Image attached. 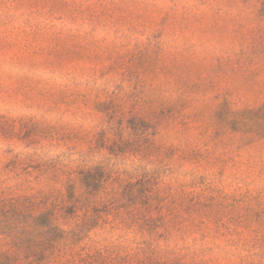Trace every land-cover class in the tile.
I'll return each mask as SVG.
<instances>
[{"label":"rangeland","instance_id":"1","mask_svg":"<svg viewBox=\"0 0 264 264\" xmlns=\"http://www.w3.org/2000/svg\"><path fill=\"white\" fill-rule=\"evenodd\" d=\"M0 264H264V0H0Z\"/></svg>","mask_w":264,"mask_h":264}]
</instances>
